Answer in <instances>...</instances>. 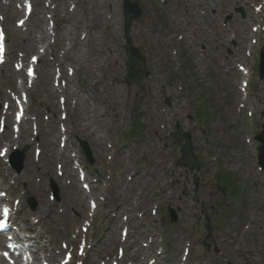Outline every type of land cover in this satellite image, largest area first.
I'll return each instance as SVG.
<instances>
[{
  "label": "rangeland",
  "instance_id": "374dc122",
  "mask_svg": "<svg viewBox=\"0 0 264 264\" xmlns=\"http://www.w3.org/2000/svg\"><path fill=\"white\" fill-rule=\"evenodd\" d=\"M123 1L31 0L34 12L18 28L24 2L0 0L10 60L0 71V114L10 106L13 120L16 92L30 87L13 75V62L23 56L40 59L39 77L29 89L30 122L12 148L27 149L24 171L16 174L0 158V188L12 200L22 199L27 212L26 198L37 200L38 211V188H48L46 200L54 205L53 225L60 233L44 235L54 243L50 250L68 243L76 252L86 239L84 264L106 259L107 264H264V170L257 164L255 142L264 124V81L258 79L264 0H213L214 18L205 0H131L142 11L130 30L141 60L135 59L130 71L135 75L127 77ZM201 44L208 51L203 53ZM238 65L251 68L245 91ZM27 67L20 72L25 78ZM143 70L149 78L141 76ZM176 125L193 137V160L201 171L188 169L189 158L173 137ZM77 139L91 144L96 164H88ZM48 141L58 154L52 176ZM81 166L88 193L75 170ZM59 168L66 183L58 182ZM222 177L231 180L229 189ZM53 184L60 202L54 200ZM75 188L82 195H74ZM67 195L75 197L69 210L63 206ZM90 200L98 204L94 213ZM170 207L175 223L169 220Z\"/></svg>",
  "mask_w": 264,
  "mask_h": 264
},
{
  "label": "bare ground",
  "instance_id": "6f19581e",
  "mask_svg": "<svg viewBox=\"0 0 264 264\" xmlns=\"http://www.w3.org/2000/svg\"><path fill=\"white\" fill-rule=\"evenodd\" d=\"M38 1H42V0H38ZM54 1V0H53ZM58 1V0H57ZM16 13L17 14H19L20 13V11L19 10H16ZM25 61H28V60H24V58L21 60V62H25ZM247 74H245V76H246V80L247 81H249V79H248V77L250 76V74H251V72L249 71V69H247ZM16 73H18V72H16ZM18 75L21 77V75L18 73ZM46 75L48 76L49 74L48 73H46ZM244 82H245V80L243 81V85H244ZM49 92V94H50V96H52V97H54V92L53 91H51V89L48 91ZM2 98V94L0 95V99ZM22 107L24 108V105H22ZM11 115V114H10ZM10 115H9V118H10ZM13 133L9 130V131H7L5 134H2V135H0V149H2V147H3V144H5V146H8L9 148H8V154L7 155H5L6 156V158H8V156H9V152L11 151L10 149L14 146V145H17L18 143H19V141H18V139H14L13 138V135H12ZM25 141L27 142V144H29L30 146H32L33 145V143L31 142V137L29 136V134H28V137L25 139ZM53 147L52 146H50V144H49V141H48V144L46 145V148H45V151H46V154H47V159H49L50 160V164H52V167H51V173L49 174L50 176H52V175H54L53 173H54V162H57V160H56V156H58V154H54V152H53V149H52ZM33 164V163H32ZM32 164H30V165H32ZM33 166V165H32ZM57 170V169H56ZM48 173V172H47ZM62 176V175H61ZM19 179L20 178H22V179H24V177L23 176H19L18 177ZM58 178V177H57ZM59 179H60V177H59ZM59 179H58V181H59ZM63 181L65 182V180L63 179ZM33 182H34V176H32L31 177V180H30V185L31 184H33ZM42 186H44V185H42ZM39 187L38 188V191H39V199H40V201H41V208L39 209V211L36 213V216H37V218L39 219V222L40 223H49L52 227L54 226L53 224H54V215L53 214H55V211H54V206L53 205H51L50 203H48L47 202V200H46V192H47V189L46 188H44V187ZM29 190H31V189H29ZM32 190H37V189H33L32 188ZM31 190V191H32ZM74 195H76V196H79V194H81L82 195V193L80 192V190H78V188H75V191H74V193H73ZM73 195V196H74ZM68 196V195H67ZM67 196H66V198H67ZM72 196H70L69 198H67V201H68V203H66L65 205H66V207L67 208H69L70 209V207H72L70 204H72V205H75V202L74 201H72V198H71ZM85 201H83V207L81 208L82 210L85 208V203H84ZM21 212V211H20ZM53 231V229H51V230H49V232H52ZM54 235V234H53ZM47 249V248H46ZM43 251H44V249H43ZM56 260L55 259H51V261H50V264H56Z\"/></svg>",
  "mask_w": 264,
  "mask_h": 264
},
{
  "label": "water",
  "instance_id": "95a60500",
  "mask_svg": "<svg viewBox=\"0 0 264 264\" xmlns=\"http://www.w3.org/2000/svg\"><path fill=\"white\" fill-rule=\"evenodd\" d=\"M133 9H137L138 10V7H137V5H135V4H131L128 0H125L124 1V12H125V21H126V24H125V35H126V37H127V42H128V49H127V54H128V59H129V61L131 62L132 61V56H135L136 55V50H135V48H133V47H131V45H130V43H131V39H130V37H129V29H130V22H129V12L131 11V10H133ZM138 15H140V12H139V14ZM264 61V60H263ZM263 69H262V71L264 72V64H263ZM262 136H263V134L260 136V139H262ZM185 138H186V140H187V142H186V145L184 146L185 147V149H186V151L189 153V154H191V152L189 151V147L188 146H190L191 145V140H190V136L189 135H185L184 136ZM84 149H85V152H86V154L89 156V158H90V152L91 151H89V149H88V147L86 146V144H84ZM92 161V160H91ZM171 215H172V218H173V220L175 221V219H176V217H175V214H174V212H172L171 211Z\"/></svg>",
  "mask_w": 264,
  "mask_h": 264
},
{
  "label": "snow or ice",
  "instance_id": "6c2138e0",
  "mask_svg": "<svg viewBox=\"0 0 264 264\" xmlns=\"http://www.w3.org/2000/svg\"><path fill=\"white\" fill-rule=\"evenodd\" d=\"M6 154H7V150L6 149H0V156L6 155Z\"/></svg>",
  "mask_w": 264,
  "mask_h": 264
}]
</instances>
